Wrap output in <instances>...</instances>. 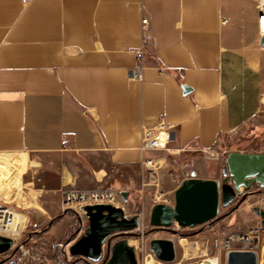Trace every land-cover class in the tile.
<instances>
[{"label": "crops", "instance_id": "0c3cea01", "mask_svg": "<svg viewBox=\"0 0 264 264\" xmlns=\"http://www.w3.org/2000/svg\"><path fill=\"white\" fill-rule=\"evenodd\" d=\"M257 16L256 0H0V194L23 217L16 243L69 261L86 222L63 209L64 190H127L129 211L145 210L148 192L172 199L191 170L220 179L231 150L264 151L227 146L248 125L264 134ZM160 119L172 138L149 181L141 137Z\"/></svg>", "mask_w": 264, "mask_h": 264}, {"label": "water", "instance_id": "95a60500", "mask_svg": "<svg viewBox=\"0 0 264 264\" xmlns=\"http://www.w3.org/2000/svg\"><path fill=\"white\" fill-rule=\"evenodd\" d=\"M189 90L188 86H183L184 93ZM120 194L127 202L128 191L120 190ZM249 196H260L264 201V151L231 150L225 157L220 179L199 177L191 170L174 190L172 203L156 202L151 207L149 224L155 228H169L174 223L180 227H193L215 219L221 206L236 202L230 211L234 210ZM82 209L86 226L65 251L70 257L80 258L73 264H84L85 261L90 264H138L133 245L122 236L139 226V212L126 218L120 206L108 203L86 205ZM251 209L264 227V206L254 205ZM115 235L121 238L112 241ZM14 245L10 236L0 234V254ZM102 245H105L104 249ZM149 249L160 262H172L175 258L172 239L153 238L149 241ZM226 264H257L256 252L229 250Z\"/></svg>", "mask_w": 264, "mask_h": 264}, {"label": "rangeland", "instance_id": "374dc122", "mask_svg": "<svg viewBox=\"0 0 264 264\" xmlns=\"http://www.w3.org/2000/svg\"><path fill=\"white\" fill-rule=\"evenodd\" d=\"M227 146L229 148L242 147L245 149H264V134H260L255 126L248 125L234 134ZM200 157L203 158L202 155ZM189 158L190 155H185L180 160V163H182L181 165H183L185 169L188 167L186 164L189 162ZM203 159L208 165V168L211 169L213 167V160L210 158ZM155 190L148 192V198L145 202L147 208L145 210L140 209L139 203L137 205L138 207H136L137 209L132 210V212L137 211L141 214L139 226L134 229L132 233H127L122 236L125 237L131 245H133L131 243L133 240L137 241L133 247L139 264H200L202 259L215 255H218L219 257V264H226L227 252L233 249H242V244L233 241L229 244V249L227 250L223 248L218 250L219 245L223 244L227 235L243 230L248 219L258 218L252 212V206H264V201H262L260 196H249L244 202H242L247 209L245 216L239 214L229 215L231 208H233L236 203L234 202L227 207L221 206L218 216L203 224L195 225L193 227H180L174 223L169 228H155L149 224L150 205L154 201L164 202L163 199L167 198L166 195H160L161 192H156ZM12 212L14 213L12 226L17 229L21 223L22 214H20L17 209ZM255 224V220H253L252 224L249 226ZM246 228L247 227H245V229ZM25 234L26 231L21 230L16 241L20 242V240H23ZM119 238H121V236L119 237L118 235H115L112 241ZM153 238L172 239L175 247V258L172 262H160L156 258L148 256V253H151L149 249V241ZM104 248L105 245L103 249ZM251 250L256 252L257 264H264V228L261 229L260 234L255 241V247ZM51 252V246L41 244L39 240H35L29 244L23 243V247H17L16 243L12 249L0 254V261H7L6 264L11 262L14 264H34V261H38L32 259V256H35L39 257V260H41V262L38 261L39 264H73L77 263L76 260L80 259L79 257H70V260L72 261H64L61 259L55 262L49 259L48 255ZM10 254L14 255L12 260L8 261V256Z\"/></svg>", "mask_w": 264, "mask_h": 264}, {"label": "built area", "instance_id": "2783aa9c", "mask_svg": "<svg viewBox=\"0 0 264 264\" xmlns=\"http://www.w3.org/2000/svg\"><path fill=\"white\" fill-rule=\"evenodd\" d=\"M27 1V0H24ZM258 16H257V26L258 34L264 36V0H256ZM222 24L228 22V18L223 17L221 20ZM142 29L145 30L148 26V18L144 16L141 20ZM148 36L143 37V41H147ZM129 77L133 79L141 78V71L138 66L132 68L129 71ZM172 138V125L160 119L154 129L144 128L141 137L140 149L144 153H148L143 158V165L149 172L148 180H154L157 170L163 166L162 157L153 154L155 151L166 150L168 144ZM63 144L67 143V140L62 141ZM166 203H172V199H165ZM97 203H108L115 206H120L124 212V216L129 218L133 213L127 208V202H124L120 194L119 189L99 187L90 189H77L71 188L66 189L62 193V204L64 210H71L74 212L81 224L84 226L86 222L85 211L82 209L83 206L92 205ZM15 210L12 208L5 200L3 194H0V234L10 236L14 243L19 237L22 230V221L19 227L16 229L12 226L14 219ZM262 226L260 223L248 226L246 229L231 233L225 237L223 244H220L218 250L229 249V244L233 241L240 242L242 244V249H253L255 247V241L260 234ZM19 247H22V243H17ZM219 264V257L215 255ZM82 261V260H80ZM83 262V261H82ZM85 264H90L85 261ZM98 264V263H97ZM139 264V262H138Z\"/></svg>", "mask_w": 264, "mask_h": 264}, {"label": "bare ground", "instance_id": "6f19581e", "mask_svg": "<svg viewBox=\"0 0 264 264\" xmlns=\"http://www.w3.org/2000/svg\"><path fill=\"white\" fill-rule=\"evenodd\" d=\"M136 242H137L136 240H133L131 243L134 245V244H136ZM147 261H148V259H147ZM216 261H217V259L215 256H209V257L202 259L200 261V264H216Z\"/></svg>", "mask_w": 264, "mask_h": 264}, {"label": "flooded vegetation", "instance_id": "af4514ba", "mask_svg": "<svg viewBox=\"0 0 264 264\" xmlns=\"http://www.w3.org/2000/svg\"><path fill=\"white\" fill-rule=\"evenodd\" d=\"M240 204H241V203H240ZM240 204H239V205H240Z\"/></svg>", "mask_w": 264, "mask_h": 264}]
</instances>
